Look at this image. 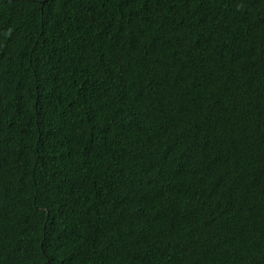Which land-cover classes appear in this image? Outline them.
<instances>
[{
  "label": "trees",
  "instance_id": "trees-1",
  "mask_svg": "<svg viewBox=\"0 0 264 264\" xmlns=\"http://www.w3.org/2000/svg\"><path fill=\"white\" fill-rule=\"evenodd\" d=\"M0 264H264V0H0Z\"/></svg>",
  "mask_w": 264,
  "mask_h": 264
}]
</instances>
